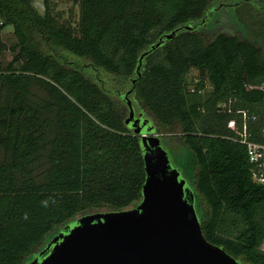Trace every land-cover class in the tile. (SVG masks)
I'll return each mask as SVG.
<instances>
[{
  "label": "trees",
  "instance_id": "1",
  "mask_svg": "<svg viewBox=\"0 0 264 264\" xmlns=\"http://www.w3.org/2000/svg\"><path fill=\"white\" fill-rule=\"evenodd\" d=\"M77 4L73 27L52 0L43 13L33 0H0V264H28L90 211L138 205L146 172L141 138L125 124L129 89L135 110L191 151L206 239L243 264H264V185L240 140L246 122L248 139L264 142V93L249 88L264 82V55L246 38L264 41V0ZM243 6L244 18L230 21L243 39L199 30ZM252 15L259 26L249 27Z\"/></svg>",
  "mask_w": 264,
  "mask_h": 264
},
{
  "label": "water",
  "instance_id": "2",
  "mask_svg": "<svg viewBox=\"0 0 264 264\" xmlns=\"http://www.w3.org/2000/svg\"><path fill=\"white\" fill-rule=\"evenodd\" d=\"M131 92L124 95L129 108L125 124L140 136L144 152L146 180L140 202L131 209L80 216L28 264H243L206 239L194 190L172 165L154 123L143 113L136 118Z\"/></svg>",
  "mask_w": 264,
  "mask_h": 264
},
{
  "label": "rangeland",
  "instance_id": "3",
  "mask_svg": "<svg viewBox=\"0 0 264 264\" xmlns=\"http://www.w3.org/2000/svg\"><path fill=\"white\" fill-rule=\"evenodd\" d=\"M34 1V5L36 6L37 9H39L40 12H44L45 7L43 5V0H33ZM52 7L54 8L55 12L61 13L64 21H70L72 23L73 27H76L79 23V5L77 4V0H52ZM247 7L243 6L242 8H240V10L233 11L227 8H224L223 11L221 12H216L214 14L211 15L210 21H209V25L207 27L201 28L199 30H203V32H212V33H219V32H223L229 35H236L237 37H240L241 39H243L246 35H244V33L238 31V26L234 23V22H230L232 20V18L238 19V16L240 18H244V15L246 13ZM257 13H261L260 9L257 10ZM234 14V15H233ZM261 16V15H260ZM250 25L249 27H251V25L253 26H259V24H257L256 21V17H254L253 15L250 18ZM259 28V27H258ZM254 30V28H252ZM259 29H257L256 31H258ZM211 33V34H212ZM247 33V39L249 41H252L254 43H256V45L260 48V50L262 51L263 55H264V41L259 39L258 42H255L256 36L249 32L248 30L246 31ZM3 40L7 43V45L11 46L12 44H14L16 42V37L13 33V28L11 26L7 27L4 29L3 31ZM14 54L11 53L10 51H6L4 53L3 56V60L5 63L10 62L13 59ZM86 66H89L88 63H84ZM110 88L111 89H116V87L112 84H110ZM130 90V89H129ZM127 91L122 92L123 94H125ZM129 98L132 100L133 103V99L132 97L129 96ZM122 100V107L124 108V114H125V119L129 116V108L128 105L126 103V101H124V98H120ZM138 113H142L139 112ZM148 116H150V114L147 113ZM229 126V125H228ZM161 137H163V147L168 151V154L170 156L172 165L179 169L181 171V173L183 174L184 178L188 181L189 187L191 189H193L194 187V180H193V167H194V163H193V158L191 155V151L185 147V145L180 142L178 139H175L174 137V133H170V132H165L164 134H160ZM164 135V136H163ZM196 207H197V211L199 214V208H198V201L196 200ZM133 207H129L128 209H131ZM203 208L206 211V205L203 204ZM107 211L106 208H102V209H97V210H93L92 212H105ZM91 211L89 213H92ZM80 217V216H79ZM78 217V218H79ZM58 234V233H57ZM53 238L50 239V241ZM50 241L46 242V245L48 243H50ZM36 258V256L33 257L32 260H34ZM31 260V261H32ZM30 261V262H31Z\"/></svg>",
  "mask_w": 264,
  "mask_h": 264
},
{
  "label": "built area",
  "instance_id": "4",
  "mask_svg": "<svg viewBox=\"0 0 264 264\" xmlns=\"http://www.w3.org/2000/svg\"><path fill=\"white\" fill-rule=\"evenodd\" d=\"M250 89L262 91L264 93V82L258 85H250ZM244 118L246 120V113L243 112ZM229 127L233 129L236 128L235 121H230ZM241 142L247 145L249 161L251 163V171L253 180L260 185H264V142H254L248 139L247 136V125L246 122L243 126V131L240 133ZM264 249V246H263Z\"/></svg>",
  "mask_w": 264,
  "mask_h": 264
},
{
  "label": "clouds",
  "instance_id": "5",
  "mask_svg": "<svg viewBox=\"0 0 264 264\" xmlns=\"http://www.w3.org/2000/svg\"><path fill=\"white\" fill-rule=\"evenodd\" d=\"M42 205H43L44 207H47V206H48V201H47V200L42 201ZM27 218H28V216H27V214H25L24 219H27Z\"/></svg>",
  "mask_w": 264,
  "mask_h": 264
},
{
  "label": "flooded vegetation",
  "instance_id": "6",
  "mask_svg": "<svg viewBox=\"0 0 264 264\" xmlns=\"http://www.w3.org/2000/svg\"><path fill=\"white\" fill-rule=\"evenodd\" d=\"M139 114H141V113H138V112L136 111V118L139 117ZM144 117H145V116H144Z\"/></svg>",
  "mask_w": 264,
  "mask_h": 264
}]
</instances>
